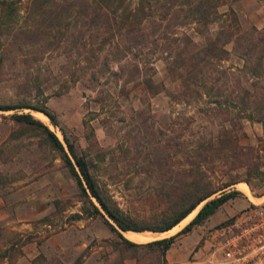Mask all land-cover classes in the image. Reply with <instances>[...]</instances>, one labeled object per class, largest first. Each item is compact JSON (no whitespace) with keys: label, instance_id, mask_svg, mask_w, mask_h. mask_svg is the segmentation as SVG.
Returning a JSON list of instances; mask_svg holds the SVG:
<instances>
[{"label":"trees","instance_id":"1","mask_svg":"<svg viewBox=\"0 0 264 264\" xmlns=\"http://www.w3.org/2000/svg\"><path fill=\"white\" fill-rule=\"evenodd\" d=\"M219 4V0H27L30 21L14 34H35L24 42L27 45L48 40L61 45L67 60L53 77L80 85L89 112L101 113L99 122L107 134L121 97H136L138 104L130 109L142 120L148 95L162 91L180 104L179 111L167 114L165 128L152 115L147 134H142L145 149L139 158L138 182L155 189L152 198L157 202L129 210L103 191L89 161L62 130L61 140L30 112L9 114L14 121L44 129L83 197V213L100 215L118 237L113 247L145 246L157 251L164 264V254L178 235L235 196L234 182H248L263 172L239 139L244 120L264 126V32L252 25L243 28L231 6L219 10ZM19 5L23 6L20 0H0V15L18 14ZM212 22L218 23L213 30L208 28ZM232 55L240 62L225 63ZM157 56L165 63L167 82L155 75L152 62ZM26 73L25 80L39 89L40 68ZM30 99L0 104V109L30 107L56 126L54 114ZM82 123L90 128L86 138L91 147L96 144L91 125L84 118ZM195 209L178 231L167 236L135 242L120 231L166 232Z\"/></svg>","mask_w":264,"mask_h":264},{"label":"rangeland","instance_id":"2","mask_svg":"<svg viewBox=\"0 0 264 264\" xmlns=\"http://www.w3.org/2000/svg\"><path fill=\"white\" fill-rule=\"evenodd\" d=\"M219 1V10L230 5L243 28L252 25L264 32V0ZM20 4L23 6L19 5L18 14L0 15V104L36 99V104H42L54 114L57 125H53L43 112L30 107L0 109V261L4 264H73L76 261L79 264H164L157 251L145 246L119 243L118 249L113 247L112 243L118 241V237L100 215L83 213L82 208L86 205L83 197L60 151L47 140L44 129L14 121L9 114L30 112L60 139L62 130L74 142L76 151L89 161V168L103 191L120 207L129 210L153 206L157 202L152 198L155 189L138 182L139 158L145 149L142 134H147L152 115L156 124L165 128L167 114L179 111L180 104L171 102L162 91L148 95L146 104L143 103L142 120L141 114L137 119V114L130 109L138 104L136 97L131 94L121 97L114 109L113 127L110 133H105L99 122L101 113L89 112L91 109L80 85H71L70 81L64 84L53 77L56 69L62 68L61 63L67 60L61 55V45L51 40L24 44L35 38L29 31L14 37L30 21L25 11L27 0H20ZM217 26V22H212L208 28L213 30ZM10 32L13 34L9 35ZM197 38L194 35V39ZM157 57L152 62L155 75L167 82L165 63ZM229 61L240 62L235 55L224 62ZM36 66L40 68L43 80L39 89L25 80L27 70ZM61 84L64 85L60 87ZM106 86H111L115 93L112 83ZM117 90L121 92L119 88ZM191 108L186 107L189 112ZM83 118L90 123L96 140L91 147L86 138L90 128L83 125ZM242 129L244 134L239 142L249 156H255L262 174L252 175L248 182L244 179L234 182L231 187L238 190L235 196L190 230L178 235L165 252L168 262L164 254L165 264H190L196 241L204 228L236 212L246 204V196L251 198L264 191V126L258 121L244 120ZM196 209L174 229L135 242L175 233ZM76 212L82 215L75 217Z\"/></svg>","mask_w":264,"mask_h":264},{"label":"built area","instance_id":"3","mask_svg":"<svg viewBox=\"0 0 264 264\" xmlns=\"http://www.w3.org/2000/svg\"><path fill=\"white\" fill-rule=\"evenodd\" d=\"M246 200L232 215L202 230L190 264H264V191Z\"/></svg>","mask_w":264,"mask_h":264},{"label":"bare ground","instance_id":"4","mask_svg":"<svg viewBox=\"0 0 264 264\" xmlns=\"http://www.w3.org/2000/svg\"><path fill=\"white\" fill-rule=\"evenodd\" d=\"M39 115H41L42 118L45 117L42 113H39ZM176 226H174L172 229H174ZM123 233H124V236L130 240L144 241V240L151 238L152 236H154V234L159 233V232H153V231H139V232H137V231H126V232H124L123 231Z\"/></svg>","mask_w":264,"mask_h":264},{"label":"crops","instance_id":"5","mask_svg":"<svg viewBox=\"0 0 264 264\" xmlns=\"http://www.w3.org/2000/svg\"><path fill=\"white\" fill-rule=\"evenodd\" d=\"M168 250V249H167ZM165 258H166V261L168 262L169 260H168V255L165 253ZM0 264H4V262L3 261H0Z\"/></svg>","mask_w":264,"mask_h":264},{"label":"water","instance_id":"6","mask_svg":"<svg viewBox=\"0 0 264 264\" xmlns=\"http://www.w3.org/2000/svg\"><path fill=\"white\" fill-rule=\"evenodd\" d=\"M122 232V230H120Z\"/></svg>","mask_w":264,"mask_h":264}]
</instances>
